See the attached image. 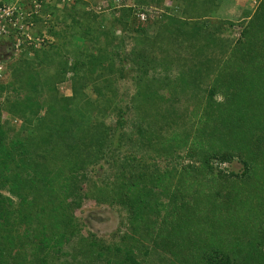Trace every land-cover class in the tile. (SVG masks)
I'll list each match as a JSON object with an SVG mask.
<instances>
[{"label":"rangeland","instance_id":"1","mask_svg":"<svg viewBox=\"0 0 264 264\" xmlns=\"http://www.w3.org/2000/svg\"><path fill=\"white\" fill-rule=\"evenodd\" d=\"M107 2L0 43V264H264V0H125L131 38Z\"/></svg>","mask_w":264,"mask_h":264},{"label":"trees","instance_id":"2","mask_svg":"<svg viewBox=\"0 0 264 264\" xmlns=\"http://www.w3.org/2000/svg\"><path fill=\"white\" fill-rule=\"evenodd\" d=\"M57 1L56 0H52L50 4H47L46 3L45 5H43V9H42L43 11H41V13L45 11V13H47L45 16L46 17L47 16L50 17L49 18L50 21H51L52 13H54V11L53 12L50 11V8L53 7V5L55 4V2H57ZM60 1L61 0H59V2ZM124 1L122 3H124ZM113 2H114V0H108V2H107V4H108L107 7H109L108 10H114L115 9ZM122 3H120L119 6L122 5ZM138 8H141V7H138ZM138 8L136 7L135 8L136 10H133V9L129 10V9H127V11H125L126 9L124 10V9L121 8L119 10L120 16L114 18V20L117 22L116 24H119L120 26H124L123 30L125 32L131 33V35H128V36H130L129 38H131V36H133V33L134 32L135 33L138 32V34L145 32V29L143 27H138V28L135 29V31H132L133 26H131V25L134 22L138 23L139 25L147 26L148 24H150V21L149 20H151L153 18V16H154V14L149 11L150 8H144V7H142L141 9H138ZM116 11L117 10H114L112 12L111 16H115L117 14ZM132 12H134V14H132ZM146 12L148 14V19H147L146 22H142L140 20V18L138 17V15H140L142 13H146ZM56 26H59V25L57 24ZM55 27H54V29H55ZM108 33L109 34H108V41L107 42H108L109 45L108 44L107 45H108V47H110V50H112V48L114 49V51L112 52V54H113L112 58L114 59V61L116 60V58L120 59V63H122L123 66L125 67V64L127 62V59L124 56V52L123 51L126 49L127 45L129 44V38L126 37V36H124V35L122 37H117L115 34L114 35H111L112 30H109V29H108ZM197 33H198V28L195 27L194 28V32H193V37H195ZM86 39L90 40L89 38H86ZM81 47L82 46L71 45L70 49L74 50L75 52L78 53V55L80 57H82L81 63H83V65H85L84 62H83V58H87V60H86V62H87L91 57L88 55V51L83 48L84 46L82 48ZM130 54L133 55V57H131L132 62H134L136 60L138 61L140 59L134 52H132ZM128 62H130V61H128ZM132 62H130V63H132ZM200 62H202V61H200ZM206 63H207V61L204 62V65ZM65 74H66V72H64V76H65ZM29 77H30V80H32L31 79V78H33L32 77V74H29ZM59 80H60V77L57 76L52 83H55V82H57ZM42 86L48 87V84L45 83ZM209 94H210V92H209ZM70 101H72V100H70ZM43 108H46L47 109L46 112H49L50 113L49 116H48V118L51 117V116H57V112H54V110H53L54 107L51 106L50 101H48L47 103H45ZM41 110L42 109H40L39 111H41ZM37 114H39V112ZM24 151L26 152V150H24ZM197 157H198L199 160L201 159L203 161V163L207 167L206 168L207 170L212 171V168L209 166V162L210 161L219 160L220 162H226V163L228 162V163H231V162H233L234 159H236L237 156H233L232 154L231 155L224 154V153H221L220 151H218V152L215 151L214 152V150L210 153V151L206 152L205 149H203L200 152H198ZM242 161H243V163L245 164L246 167L249 166L248 165L249 163L245 159H242ZM79 206H80V203L79 202L75 204V207L76 208H78Z\"/></svg>","mask_w":264,"mask_h":264},{"label":"built area","instance_id":"3","mask_svg":"<svg viewBox=\"0 0 264 264\" xmlns=\"http://www.w3.org/2000/svg\"><path fill=\"white\" fill-rule=\"evenodd\" d=\"M52 0H0V43L12 42L13 50L19 51L25 43L32 44L31 35L34 33V16L43 11V5L50 4ZM57 1V0H56ZM70 1V0H69ZM124 0H114L115 9L120 10ZM65 3L66 0H61ZM29 7L34 11L31 13ZM114 10H110L113 12ZM142 22H146L148 14L138 15ZM44 19L48 22L50 17ZM25 22V23H24ZM28 22V23H26Z\"/></svg>","mask_w":264,"mask_h":264},{"label":"crops","instance_id":"4","mask_svg":"<svg viewBox=\"0 0 264 264\" xmlns=\"http://www.w3.org/2000/svg\"><path fill=\"white\" fill-rule=\"evenodd\" d=\"M200 2L202 1L203 3H202V5H203V11H202V13H211V11H210V8H209V6H208V3L210 2V0H199ZM238 7H236V9H235V12L237 11L238 12V10L240 9L241 10V8H239L240 6L242 7L243 6V1H241V5L239 6V5H237ZM220 8L221 9H223L224 8V3H222V2H220ZM244 9V8H243Z\"/></svg>","mask_w":264,"mask_h":264},{"label":"clouds","instance_id":"5","mask_svg":"<svg viewBox=\"0 0 264 264\" xmlns=\"http://www.w3.org/2000/svg\"><path fill=\"white\" fill-rule=\"evenodd\" d=\"M2 44V43H1Z\"/></svg>","mask_w":264,"mask_h":264}]
</instances>
